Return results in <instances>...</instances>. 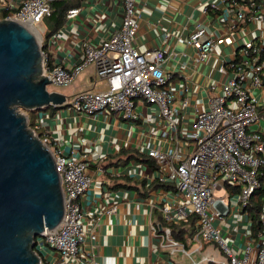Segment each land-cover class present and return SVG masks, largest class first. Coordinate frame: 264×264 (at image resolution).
Here are the masks:
<instances>
[{"label": "built area", "instance_id": "2783aa9c", "mask_svg": "<svg viewBox=\"0 0 264 264\" xmlns=\"http://www.w3.org/2000/svg\"><path fill=\"white\" fill-rule=\"evenodd\" d=\"M53 1L0 0V19H15L39 30L37 23L51 15ZM81 1L79 7L69 10L68 19L80 15L89 0ZM138 1L118 0L123 8L120 26L98 42L85 40L82 56L71 67L51 58L42 35L43 74L54 84L69 86L87 66H95L105 88L80 91L67 99L65 109L78 114L122 112L119 117L134 120L139 116L141 99L159 110L167 148H150L147 155L155 160L157 180L175 184L182 199L163 190L158 191L154 201L161 215L151 223V229L165 253L186 254L191 264H264V95L258 91L264 85V27L253 38L247 26L242 28L246 35L242 44L231 35L214 37L202 24L191 32L187 43L195 48L197 63L205 62L219 43L233 46L235 58L227 65L232 74L220 82L221 92L208 109L196 112L193 128L185 135L187 143H183L174 106L176 95L168 86L171 74L164 69L173 53L162 47L144 51L138 48ZM220 5L235 8L233 25L237 30L241 22L264 24V0H221L220 4H211L217 9ZM208 10L205 7L204 12ZM188 106L185 98L182 108ZM40 119L37 117L34 128L30 127L36 134L43 131ZM40 137L52 151L65 194L61 223L35 237L34 251L40 264L50 261L48 248L58 254L59 262L55 264H104L96 253L100 216L89 225L83 222L81 198L93 183L89 162L65 154L45 131ZM257 204L258 227L251 217ZM115 211L116 206L107 210ZM192 214L197 216L196 231L189 247L175 236L179 230L171 223L187 220ZM237 214L244 216L232 219ZM234 221L243 223L245 230L234 233L227 242L222 230ZM207 247L212 252L206 251ZM234 247L242 249L241 253L236 254Z\"/></svg>", "mask_w": 264, "mask_h": 264}, {"label": "crops", "instance_id": "0c3cea01", "mask_svg": "<svg viewBox=\"0 0 264 264\" xmlns=\"http://www.w3.org/2000/svg\"><path fill=\"white\" fill-rule=\"evenodd\" d=\"M117 1L89 0L80 15L67 18L65 24L45 41V50L51 58L62 60L65 66L71 67L82 56L85 40L98 42L117 29L123 18L121 2ZM220 1L139 0L137 4L139 27L135 41L138 48L144 51L162 47L169 54L173 53L167 58L164 69L171 74L168 86L176 95L174 106L178 109L177 124L183 143H187L185 135L193 128L196 112L208 109L211 100L221 92L220 82L232 74L227 65L235 58L233 46L219 43L205 62L197 63L196 50L187 43L191 32L202 24L214 37L231 35L242 44L246 40L242 28L247 26L251 30L249 36L253 38V33L264 27L263 23L247 25L241 22L237 30L233 25L234 7L220 5L217 9L211 6ZM205 7H209L207 13ZM86 14H89L87 18ZM86 71L91 76L84 78L88 85L76 89L79 85L75 83L67 99L80 91L105 88L103 80L99 83L93 64L81 73ZM185 98L189 100V106L182 108ZM141 103L137 106L139 116L134 120L108 112L86 116L65 108L39 110L35 117L41 118V128L53 144L61 147L65 154L83 157L89 162L88 173L93 183L81 203L85 225L100 216L96 248L99 261L104 264H187L182 258L188 257L191 264L186 254L165 253L151 229V223L161 215L154 207V201L158 191L165 189L145 190L141 182L145 180L151 184L157 180V170L148 161L135 156L148 157L150 148L165 149L167 141L161 135L163 122L159 110L145 102L138 110ZM167 191L182 200L177 190ZM113 206L116 211L108 213ZM180 241L189 247L193 243L187 234ZM207 249L212 252L210 247ZM46 253L50 260L48 264L59 262L56 251L48 248Z\"/></svg>", "mask_w": 264, "mask_h": 264}, {"label": "water", "instance_id": "95a60500", "mask_svg": "<svg viewBox=\"0 0 264 264\" xmlns=\"http://www.w3.org/2000/svg\"><path fill=\"white\" fill-rule=\"evenodd\" d=\"M37 31L0 19V264H40L35 237L57 227L65 213L52 151L20 111L66 107L67 95L50 90L53 82L43 74Z\"/></svg>", "mask_w": 264, "mask_h": 264}, {"label": "trees", "instance_id": "16d2710c", "mask_svg": "<svg viewBox=\"0 0 264 264\" xmlns=\"http://www.w3.org/2000/svg\"><path fill=\"white\" fill-rule=\"evenodd\" d=\"M82 4L81 0H55L52 2V13L50 16L44 18V21L47 22V30L43 34L44 41L57 32L66 22L67 20V14L70 9L79 7ZM46 47V46H45ZM51 109L56 110L57 108L54 106L49 107ZM39 111V110H38ZM38 111H28V117H29V126L31 128H34L35 125V114ZM40 136L43 135V131L37 132ZM138 159H144L150 163L151 166L156 167L155 160L151 157H141L136 155L135 156ZM142 186L145 188L146 191L148 190H154L158 188H164L165 190L172 189L177 190L176 185L172 183H166V182H160L159 180L153 181L151 184H147V182L144 180L141 182ZM259 207L260 204H257L252 213L251 217L254 221L255 226H259ZM196 215L192 214L190 217H188L187 220L184 221H178V222H172L171 225L174 226L175 229L179 230V233H175V236L179 239H183L185 234L188 235V237H192L194 232L196 231Z\"/></svg>", "mask_w": 264, "mask_h": 264}, {"label": "rangeland", "instance_id": "374dc122", "mask_svg": "<svg viewBox=\"0 0 264 264\" xmlns=\"http://www.w3.org/2000/svg\"><path fill=\"white\" fill-rule=\"evenodd\" d=\"M37 27L39 28V30H40L41 32L45 33L46 30H47V28H48V26H47V22L44 21V20L41 21V22H38V23H37ZM257 33H258V32H257ZM257 33L254 32V33H253L254 36H256ZM42 35H43V34H42ZM54 50H57V48L55 47ZM87 74H88L87 71L81 73L80 76L78 77L77 81L74 82L73 84L69 85V86H61V85H57V84L52 83V84L49 86V89H50V90H54V91H59V92H62V93H66V95L69 96V95H71L70 93L73 91V87H74L73 85H74L75 83H77V85H79V86H78L79 88H76V89H82V88H85L86 85H88L87 82H85V79H84V78H91V76H89V75H87ZM99 79H100V80H99V83H100V81L103 80V79H101L100 77H99ZM103 82H104V80L102 81V83H103ZM258 91H259V92L262 91V92H263V95H264V85H263L262 87H260ZM141 101H142V103L139 105L138 110H141L142 107L145 106V104L143 103V100H142V99H141ZM20 111H22L23 113H25V114L28 115V111H26L25 109L22 108V109H20ZM121 113H122V112H118L117 115H118V116H121ZM37 132H39V131H37ZM37 134H38V133H37ZM131 161H132V160H131ZM243 216H244L243 214H237V215L234 216V217L237 218V219H241V218H243ZM234 222H235V221H234ZM244 230H245V225H244L243 223L235 222V223H233L232 225H228V226H226V228H225L224 230H222V233H223V236H224V238L226 239V241H227V242H230L234 233L242 232V231L244 232ZM243 241H245V238H244ZM234 251H235L236 254H240L241 251H242V249L237 248V247H234ZM183 259H184V262H186L187 264L190 263L188 257H184V258H182V260H183Z\"/></svg>", "mask_w": 264, "mask_h": 264}, {"label": "bare ground", "instance_id": "6f19581e", "mask_svg": "<svg viewBox=\"0 0 264 264\" xmlns=\"http://www.w3.org/2000/svg\"><path fill=\"white\" fill-rule=\"evenodd\" d=\"M34 31H35V33L39 36V32L37 31V29L35 28V27H31Z\"/></svg>", "mask_w": 264, "mask_h": 264}]
</instances>
